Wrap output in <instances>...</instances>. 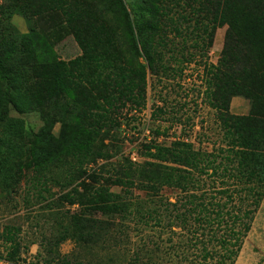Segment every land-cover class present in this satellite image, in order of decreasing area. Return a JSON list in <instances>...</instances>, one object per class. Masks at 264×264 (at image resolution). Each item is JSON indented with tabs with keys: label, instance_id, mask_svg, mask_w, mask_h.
I'll return each instance as SVG.
<instances>
[{
	"label": "rangeland",
	"instance_id": "1",
	"mask_svg": "<svg viewBox=\"0 0 264 264\" xmlns=\"http://www.w3.org/2000/svg\"><path fill=\"white\" fill-rule=\"evenodd\" d=\"M40 1L0 0V41L13 48L18 46L19 52L9 64L13 73L0 65V105L10 108V120L0 129V264H49V244L68 227V214L101 218L91 206H82L90 199L81 200L79 194L89 198L91 191L100 188V176L114 175L127 159L138 165L159 163L148 156L153 145L169 148L185 142L192 144L194 151L217 158L225 156L221 151L227 145L219 112L210 103L216 93L225 91L224 82H216L215 74L221 67L228 31L225 26L214 28L212 24L214 0H169L171 4L162 1L170 10L161 23L164 42L160 52L164 62L156 73L146 71V95L140 109L132 110V104H128L108 113L102 109L103 101L109 95H117V88L102 87L108 73L97 59H90L87 44L102 54L101 43L105 44L114 33L100 29L97 7L106 2L110 12L108 28L121 34L125 49L129 50V29L121 2L136 23L140 0H59V4L49 5L52 9L48 12L33 16L29 8L33 2L42 4ZM151 20L152 16L146 14L138 22L141 25ZM8 27L14 29L12 38L3 37L11 33L6 32ZM49 27H54L55 32L45 38L44 31L48 32ZM152 34L151 30L146 32V38ZM50 44L59 62L67 61L68 73L73 76L68 77L66 84L76 90L74 100L61 94L58 79L51 75L59 62L54 61L55 53L48 51ZM259 55L264 58V47ZM140 63L147 66L143 60ZM36 91L46 94L48 102L40 112L28 114ZM222 96L227 98L225 112L237 118L250 116L252 96ZM75 100L82 110L98 112L101 122L108 126L104 130H112L105 134V138L109 136L105 143L114 157L95 168L98 176L89 172L81 179L82 175L71 172L65 161L64 149L76 128ZM110 120L115 122L111 125ZM37 134L41 137L38 141ZM216 160L223 164L219 175L196 176L193 193L204 196L205 201L225 198L218 194L227 189L224 183L241 189L234 180L226 178L224 168L230 164ZM72 178L75 180L70 183ZM113 192L131 203L147 205L161 198L175 204L186 197L181 191L167 188L159 198L138 189L130 193L113 188ZM70 198L76 205L71 204ZM131 211L134 214L136 209L132 207ZM133 216L112 220L119 224V230L104 249L82 250L68 241L60 252L98 264H199L202 247H194L196 241L192 247L187 245L192 237L188 231L167 225L156 227L155 222L145 226ZM8 227L21 244L20 253L12 252L15 262L8 261L9 246L3 237ZM211 232L205 235L211 236ZM215 248L214 242L208 245L209 250ZM137 253L140 258H134ZM235 264H264V199Z\"/></svg>",
	"mask_w": 264,
	"mask_h": 264
},
{
	"label": "trees",
	"instance_id": "2",
	"mask_svg": "<svg viewBox=\"0 0 264 264\" xmlns=\"http://www.w3.org/2000/svg\"><path fill=\"white\" fill-rule=\"evenodd\" d=\"M8 1L19 3L22 0ZM162 1L171 4L169 0H140L141 8L135 14L136 23H133L126 4L121 2L123 16L129 29L127 35L129 50L125 49V40L121 34L108 28L110 12L106 2L99 3L96 17L101 25L100 29L105 33L114 34L105 44L101 43L104 49L102 54L93 50L89 44L87 47L90 59H97L108 73L102 87L109 89L113 85L112 88H117V95H109L103 101L102 109H105L106 113L113 108L127 107L128 104H132V110L140 109L138 107L146 95L144 91L146 71L149 69L151 73H156L163 64L164 58L160 52L164 42L161 23L170 10ZM39 3L42 4L33 2L29 8L33 16L43 15L52 9L50 4L57 5L60 2L41 0ZM212 5L214 11L211 21L214 28L218 25L228 28L220 61V73L215 74L216 82H224L225 91L216 93L210 102L211 107L219 112V120L226 132V149L221 151L225 156L217 158L214 154L196 152L192 144L178 142L169 148L153 145L149 149L148 156L159 163L145 162L138 165L127 159L124 166L115 169L114 175L108 178L100 176V180H103L101 186L91 191L93 193H89V198L79 194L81 200H91L82 206H91L101 218L68 214V227L56 235L49 244L51 258L49 264H98L83 260L77 255H62L60 247L71 241L82 250L99 247L104 249L114 240L115 231L119 230V224L112 220L132 215L145 226L155 222L156 227L167 225L188 231L192 237L187 245L192 247L193 241H196L194 247H202L199 264L236 263L264 199V58L259 55V51L264 47V0H214ZM146 14L152 16L151 22L145 24L143 22L140 25L138 19H143ZM102 30L101 34L99 33L101 36L104 34ZM150 30L153 34L148 39L145 33ZM9 31L11 33L3 37L15 36L13 28L8 27L6 32ZM47 31H44L45 38L48 34L53 36L52 33L55 32L54 27H49ZM249 31L251 35H248ZM33 33L32 30L31 34ZM17 48L18 46L13 48L0 41V65L2 69L7 68L6 71L9 73L14 72L9 64L19 54ZM48 51L55 53L52 44L48 45ZM95 54L98 55L94 56ZM56 60L58 59L55 53L54 61ZM140 60L146 62L147 66L140 63ZM67 68V61H61L54 66L51 75L58 79L61 94L74 100L76 90L71 84H66L68 77L73 76L68 73ZM222 94L252 96L250 116L237 118L225 112L224 103H227V98L225 99ZM30 102L28 114L40 112L45 106L44 103L48 102L47 95L36 91ZM75 104L76 128L64 149L65 161L71 172L82 175L79 177L81 179L89 172L98 176L95 168L114 157L109 145L105 143L109 138V136L105 138V134L109 135L112 130H104L108 126L101 122L103 118L98 112L82 110L77 106L79 104L76 100ZM158 111L162 113L163 108ZM9 115L10 108L0 105V129L9 122ZM110 121L111 125L115 122ZM35 139L38 141L41 137L37 134ZM216 159L230 164L224 168L226 178L234 180L241 189L224 183L227 189L218 194L225 198L214 197L210 201H205L204 196L200 197L193 193L197 183L196 176L219 175L223 164H217ZM74 180L70 179V183ZM83 182L86 183V180ZM113 188H121L130 193L131 190L138 189L152 194L154 198H159L160 192L167 188L181 191L186 197L175 204L164 202L161 198L157 201L154 199L147 205L138 201L131 203L123 199L121 194L114 193ZM70 201L72 205H76L72 198ZM132 207L136 209V215L131 211ZM108 218L111 219L107 220ZM10 229L8 227L4 231L3 237L9 246L8 261L15 262L12 252L20 253L21 244L17 242ZM209 231H213L212 235L206 236ZM212 242L217 244V248L209 250L208 245ZM139 256L137 253L134 258H140Z\"/></svg>",
	"mask_w": 264,
	"mask_h": 264
}]
</instances>
